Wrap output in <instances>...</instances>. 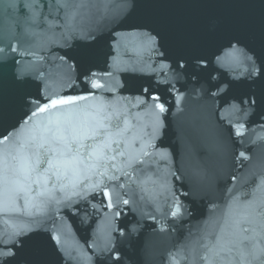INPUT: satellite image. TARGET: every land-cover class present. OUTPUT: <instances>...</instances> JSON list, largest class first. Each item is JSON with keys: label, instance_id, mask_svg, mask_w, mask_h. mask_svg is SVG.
Segmentation results:
<instances>
[{"label": "water", "instance_id": "95a60500", "mask_svg": "<svg viewBox=\"0 0 264 264\" xmlns=\"http://www.w3.org/2000/svg\"><path fill=\"white\" fill-rule=\"evenodd\" d=\"M0 49L6 264H264V0H0Z\"/></svg>", "mask_w": 264, "mask_h": 264}, {"label": "snow or ice", "instance_id": "6c2138e0", "mask_svg": "<svg viewBox=\"0 0 264 264\" xmlns=\"http://www.w3.org/2000/svg\"><path fill=\"white\" fill-rule=\"evenodd\" d=\"M2 51L3 49H0V52ZM181 67H183V65H181ZM251 74L255 75L256 70L254 69ZM130 86L135 87L134 84ZM93 87H99V85L93 83ZM143 91L148 92V89H144ZM151 99L152 101H158L159 97L153 95ZM69 103H74V100H64V99L52 100L48 107H41L38 109V112H45L48 111L50 108H57L59 106ZM152 110L153 112L158 111L160 113H163L165 111V108L160 103H154L152 105ZM37 114H38L37 112H33L32 116H36ZM30 120L31 117L25 119L23 121V125H29ZM65 120L67 123L69 124L71 123L70 118L66 117ZM52 123H58V121L50 122V124ZM35 133H36V128L34 127H29L28 129L25 130L23 134L18 133L15 138V143L18 145V150L23 149L25 147L24 136L29 137V142L35 141L37 139ZM95 134H96L95 131H93L92 135ZM84 137H87V133H81L75 127L60 128L58 126L52 127L50 125L43 126V131L40 133V137H39L42 142L38 146L42 148L44 147L45 143H48L50 145L47 151L51 152L52 155L48 159L47 163L49 165L50 170L51 169L56 170V173L54 174H59L61 170L65 172L67 171L77 172L80 170L81 165H85V167L91 166L86 164V159L100 158V155L102 154V146H97L96 148H94L93 151L88 154L87 158L81 155L78 148L77 149L72 148L73 144L80 143L82 141V138ZM8 140H9L8 136L0 137V144ZM103 147H106V145H104ZM12 158L14 160L17 159L16 156H13ZM20 160H21L20 168L22 171L28 172L30 170H34L32 165L29 164L27 157H21ZM103 195L105 197H109V199L111 198V194L107 191H104ZM124 203L127 204L128 201L125 200ZM109 206L111 207V204ZM12 255L14 254L11 251H0V264H6V258Z\"/></svg>", "mask_w": 264, "mask_h": 264}]
</instances>
